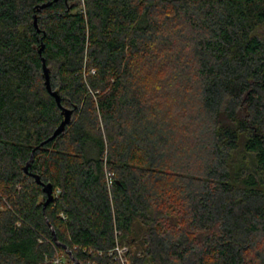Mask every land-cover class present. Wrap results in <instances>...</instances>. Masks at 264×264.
Instances as JSON below:
<instances>
[{"label": "trees", "instance_id": "trees-1", "mask_svg": "<svg viewBox=\"0 0 264 264\" xmlns=\"http://www.w3.org/2000/svg\"><path fill=\"white\" fill-rule=\"evenodd\" d=\"M122 257L264 264V0H0V264Z\"/></svg>", "mask_w": 264, "mask_h": 264}, {"label": "water", "instance_id": "water-1", "mask_svg": "<svg viewBox=\"0 0 264 264\" xmlns=\"http://www.w3.org/2000/svg\"><path fill=\"white\" fill-rule=\"evenodd\" d=\"M57 1V0H55ZM51 5V3H47L46 5H43L41 8H44V7H47ZM36 22V21H35ZM44 72H45V79H46V86H47V89L48 91L52 94V96H54L58 102L59 105L60 104V98H59V95L57 92H53L52 91V88H51V84H50V75H49V70L47 69V67L44 65ZM63 114L65 116V119L64 121L61 123V125L58 127V129L54 132L53 136L50 138V140H53L55 139L59 134H61L64 130H65V127L66 125H68L70 123V120H71V116H72V113L71 111L69 110H64L63 111ZM32 158H33V155H32ZM27 170V169H26ZM38 182L41 184L39 178H37ZM44 190L47 192L48 194V200L47 202L45 203V206H47L52 200H53V188L50 184L46 185ZM73 264H79L78 262H74Z\"/></svg>", "mask_w": 264, "mask_h": 264}, {"label": "built area", "instance_id": "built-area-1", "mask_svg": "<svg viewBox=\"0 0 264 264\" xmlns=\"http://www.w3.org/2000/svg\"><path fill=\"white\" fill-rule=\"evenodd\" d=\"M118 250H119V253H121V254H122L123 252L127 251L126 248L118 249ZM121 260H122V263H123V264H126V261H127V260H126L124 257H122ZM55 264H63V262L61 261L60 258H57V259L55 260Z\"/></svg>", "mask_w": 264, "mask_h": 264}]
</instances>
